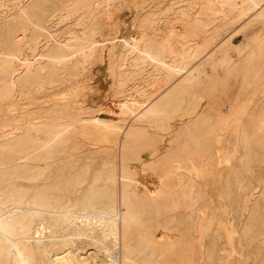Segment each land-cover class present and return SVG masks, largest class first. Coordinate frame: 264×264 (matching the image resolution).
<instances>
[{
	"label": "bare ground",
	"instance_id": "bare-ground-1",
	"mask_svg": "<svg viewBox=\"0 0 264 264\" xmlns=\"http://www.w3.org/2000/svg\"><path fill=\"white\" fill-rule=\"evenodd\" d=\"M113 1L0 0V105L11 112L17 98L43 91L52 100L44 115L0 122V264H160L154 241L136 229L142 172L158 192L174 178L194 207L208 176L221 181L231 171L241 188L235 165L249 171L255 147L264 150V0H174L149 13L134 38L102 40L100 15ZM249 17L240 43L221 40L228 24ZM202 58L210 72L191 69ZM91 60L116 83L115 114L70 100ZM211 74L239 85L225 115L206 100ZM86 135L114 137L118 164L105 160L89 177L88 164L71 161Z\"/></svg>",
	"mask_w": 264,
	"mask_h": 264
},
{
	"label": "rangeland",
	"instance_id": "rangeland-1",
	"mask_svg": "<svg viewBox=\"0 0 264 264\" xmlns=\"http://www.w3.org/2000/svg\"><path fill=\"white\" fill-rule=\"evenodd\" d=\"M172 1L174 0H145V2L144 0H114L110 2L105 12L100 15L99 39H104L106 36L109 38L121 36V39L134 38L141 31V26L145 24L149 13L160 14ZM134 5L138 9H135ZM250 20L249 17L228 24L223 29L221 40L232 37L235 44L240 43L243 35L250 29L248 27ZM179 28L181 29V26ZM106 33L110 35H106ZM121 39L117 43L118 50H120ZM203 67L210 72L209 62H205V58L193 63L191 69ZM77 80L78 85L83 89L73 90L71 93L76 96L71 94V101H77L91 114L104 109L110 110L111 114L116 113L113 106L116 101V83L109 74L105 63L91 60L84 75ZM222 83V78L220 80V77L211 74L206 100L217 106L221 114L225 115L228 112L227 102L235 98L234 89L239 85H236L235 79L232 78L224 84ZM220 85L222 88L219 87ZM65 87L61 88L62 92L69 90ZM50 96V91H43L17 98L14 102L15 107H13L15 111L11 112L5 110L7 108L5 104L0 105V122L1 119L10 117L13 120L22 121L36 117L39 113L44 115L45 108L52 103V100L48 99ZM238 96L241 98L245 94L240 90ZM37 99L44 101V104H41L42 101L39 100L35 102ZM45 99L50 101L47 102ZM90 105L91 107L87 110ZM119 124L122 123L119 122ZM99 139L93 135L79 137V141L76 143L77 150L71 157V161H76L79 166L83 164L90 166L89 177L103 169L102 165L105 160L116 165L119 162L118 141L114 137L107 143ZM132 148L138 153L143 151L141 146L136 144H133ZM179 160L176 162L181 163ZM177 163L171 162L168 166L170 169L172 168V175H174ZM250 165L249 171H243L240 165H235V169L238 171L237 176L242 180L241 188L235 183V174L231 171L226 172L224 180L221 181H218L215 175L208 176L204 194L196 198L197 202L194 207L190 206L191 202L188 200L178 197L179 191L176 189L174 178L169 182V185H172L170 191L158 192L150 188L154 181L152 173L147 169L144 170L145 172L143 171L144 173L142 172L141 176L145 185L136 190L135 201L143 215L141 216L142 221L140 225L136 226V229L144 230L154 241L160 264H264V188L261 184L264 179L263 149L255 147V154ZM135 183L133 182V185ZM252 200L259 205L255 215H250ZM245 201L248 205L246 211L243 210ZM167 204L168 208L165 207ZM202 209L206 210L203 217L199 214V210ZM226 220H229L228 223ZM199 222L208 227L206 232L195 227ZM82 227L92 230L98 227V223L88 227L85 224ZM100 230L104 232V228ZM228 231H233V233L230 234ZM106 232L108 233V231ZM226 232L231 236L230 238L229 235L226 236ZM42 234L47 235L48 233L45 231ZM227 237L230 239L229 243L233 244L228 246L229 239H226ZM230 248L234 250L232 251Z\"/></svg>",
	"mask_w": 264,
	"mask_h": 264
}]
</instances>
